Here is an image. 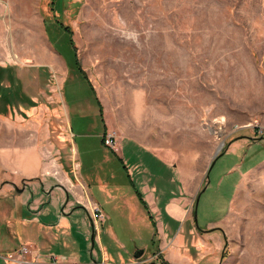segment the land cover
<instances>
[{"label": "rangeland", "instance_id": "1", "mask_svg": "<svg viewBox=\"0 0 264 264\" xmlns=\"http://www.w3.org/2000/svg\"><path fill=\"white\" fill-rule=\"evenodd\" d=\"M14 7L15 23L39 13L44 32L31 42L0 18V155L7 159L16 147L37 152L54 174L59 166L74 170L64 110L77 96L98 112L92 86L118 136L201 178L195 201L210 182L192 209L205 231L189 233L193 239L178 234L188 245L181 264H264V0H15ZM47 51L52 66H39ZM92 120L90 131L98 132L100 115ZM79 158L83 173L101 172L86 171L85 152ZM234 164L223 202L214 183ZM220 217V229L202 228L201 221ZM87 224L89 243L74 254L90 262L94 228ZM99 229L127 264L140 242L123 241L117 250L111 234L124 237L128 228L108 222ZM158 259L139 264H172Z\"/></svg>", "mask_w": 264, "mask_h": 264}, {"label": "crops", "instance_id": "2", "mask_svg": "<svg viewBox=\"0 0 264 264\" xmlns=\"http://www.w3.org/2000/svg\"><path fill=\"white\" fill-rule=\"evenodd\" d=\"M14 5L15 0L4 1V5H0V18L9 20L8 29H13L10 30L12 34L18 28L16 34L32 42L34 35L41 34L40 29L44 32L41 16L31 12L24 17L19 16L18 23H15ZM49 55L48 51L41 55L43 62L39 66H52L48 61L52 55ZM90 87L98 112L91 107L88 98L77 96H70L72 107L64 110L74 170L67 173L59 166V172L54 174L53 169L37 152L29 150L22 153L16 147L10 148L7 157L9 161L5 154L0 155L3 173L0 176V264H18L6 260L5 255L21 245L29 246L30 254L26 259L32 261L30 264H124L120 261L122 256L118 255L119 252L113 255L103 243L104 239L108 241V236L104 234L102 239L99 225L108 222L128 228L124 237L111 234L113 243L121 247L117 250L124 249L123 241L136 239L140 242L136 252L142 250L141 257L139 260L134 259V253L127 258V264H139L149 259L160 260L159 255L166 257L172 264L187 261L185 256L188 245H184V237L182 240L178 234H203L205 231L197 229L192 212L196 203L194 195L201 186V178L177 168L168 156L157 150L134 139L118 136L103 108V102L95 89ZM80 104H83L84 109L80 108ZM97 113L103 124L98 132H91L90 123ZM71 116L76 118L75 128ZM72 127L76 129L75 133ZM110 133H114L116 151L103 143L105 135ZM80 151L89 157L86 171L92 169L101 172L83 173ZM117 165H122L123 170H119ZM236 166L232 165L215 180L212 192L222 198L223 202L225 193L222 192L230 188L229 177ZM208 183L205 179L204 191L208 189ZM14 186L22 189V192L16 193ZM94 205L105 216L96 224L90 214ZM209 207L214 208L215 204ZM222 222V217L201 221L202 228L206 230L220 229ZM87 223L94 228L90 236L93 237L89 250L90 262L85 261L81 254H74V251L79 252L81 244L89 243V233L85 229ZM192 225L193 232H189ZM80 226H83V231H80ZM189 236L193 239L192 235ZM217 240L219 242L216 241V245L220 247L221 242ZM187 242L191 245L192 241L187 239ZM149 244L155 247L151 248ZM115 256L118 260L116 262Z\"/></svg>", "mask_w": 264, "mask_h": 264}, {"label": "built area", "instance_id": "3", "mask_svg": "<svg viewBox=\"0 0 264 264\" xmlns=\"http://www.w3.org/2000/svg\"><path fill=\"white\" fill-rule=\"evenodd\" d=\"M103 143L105 146L110 148L113 151L117 150L116 142H115V137L113 134H106ZM90 214L92 217V220L94 223L102 221L104 219V214L103 212L99 209L97 206H92L90 209ZM30 254L29 246L28 245H21L19 248L16 250L9 252L5 255L6 260L11 261V262H16L18 264H30L32 263L31 260L26 261V256Z\"/></svg>", "mask_w": 264, "mask_h": 264}, {"label": "water", "instance_id": "4", "mask_svg": "<svg viewBox=\"0 0 264 264\" xmlns=\"http://www.w3.org/2000/svg\"><path fill=\"white\" fill-rule=\"evenodd\" d=\"M222 146H223V142L220 143L219 148L216 150V152H215V154L213 156V160H212V162H211V164L209 166V169L211 168V166L215 162V160L221 155V154H218V153H219L220 149L222 148ZM14 190H15L16 193H21L22 192V189L17 188V186H14ZM203 191H204V189L201 192H203ZM199 196H200V194H198V196L196 198V205H197V201H198ZM196 205H195V211H194V219H195V221H196ZM92 238L93 237H91V241L93 240ZM142 253H143L142 250H138L137 252H135L134 259H138L139 257H141ZM93 264H96V263L94 262Z\"/></svg>", "mask_w": 264, "mask_h": 264}, {"label": "trees", "instance_id": "5", "mask_svg": "<svg viewBox=\"0 0 264 264\" xmlns=\"http://www.w3.org/2000/svg\"><path fill=\"white\" fill-rule=\"evenodd\" d=\"M62 27V26H61ZM62 29H63V31L65 32V33H67L68 35L70 34V31L68 30V28L67 27H62ZM69 43H70V45L72 46L73 45V42H72V40H71V37L69 36ZM75 65H76V69L78 70V72L80 73V75L84 78V79H87L85 76H84V72L83 71H81V69L79 68V65H78V62H77V59H76V56H75ZM89 83V82H88ZM29 105H34V103L31 101V100H29V103H28ZM222 155V154H221ZM24 182H29V181H31V180H23ZM162 264H167V263H165V262H162Z\"/></svg>", "mask_w": 264, "mask_h": 264}, {"label": "bare ground", "instance_id": "6", "mask_svg": "<svg viewBox=\"0 0 264 264\" xmlns=\"http://www.w3.org/2000/svg\"><path fill=\"white\" fill-rule=\"evenodd\" d=\"M219 148V147H218Z\"/></svg>", "mask_w": 264, "mask_h": 264}]
</instances>
